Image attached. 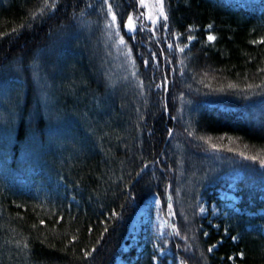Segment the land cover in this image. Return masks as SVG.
<instances>
[{
    "label": "trees",
    "instance_id": "1",
    "mask_svg": "<svg viewBox=\"0 0 264 264\" xmlns=\"http://www.w3.org/2000/svg\"><path fill=\"white\" fill-rule=\"evenodd\" d=\"M138 1L0 0V264H264V9Z\"/></svg>",
    "mask_w": 264,
    "mask_h": 264
},
{
    "label": "rangeland",
    "instance_id": "2",
    "mask_svg": "<svg viewBox=\"0 0 264 264\" xmlns=\"http://www.w3.org/2000/svg\"><path fill=\"white\" fill-rule=\"evenodd\" d=\"M233 1H235L236 3H240L241 5H244L247 7L254 6L255 8L258 7L259 9H264V0H233ZM138 2L140 4V8L142 9V13L140 12V15H139L140 21H142L143 24H148L149 28L156 26L162 16L161 15V5L157 3V0H142V2L141 0H139ZM153 21H155V23H153ZM125 28L127 32H130L133 29V24L131 23V26H129V22H127ZM98 57L100 60L98 62V65L101 68V72H102L101 74H102L103 79L109 80V83H110V80H115L117 82L119 81L121 87L127 86L124 83L125 81L124 80L122 81L121 78H123L124 76L130 77L128 68H127L126 75L121 76L120 75L121 73L119 72V69H118V65L114 63L115 61L114 62L112 61L111 54L109 51L107 52L105 50L104 45H103V48L99 50ZM130 82L131 83L126 88V91L128 92L127 94L129 95L131 92L138 96V93L140 92L136 90L137 88H136L134 81L131 80ZM178 116L181 117L180 111L178 113ZM173 146H174L173 143H171L170 147H173ZM241 175H242L241 172H236L235 174L230 175L229 179L231 182L229 184V187L231 189H234V183H236L241 178ZM250 187L255 188V191H257L260 188L256 182L254 185L251 184ZM220 197L222 200H225V202L223 201V205H228V207H229V202L227 201L228 199L232 202H235L238 199L236 194H233V192L223 193ZM151 204L157 207L158 200L154 199ZM146 207L147 206H143L138 211V213L136 214L134 218V221H133V224L130 230V233H131L130 239L131 241H133V243L137 242L139 229L142 223L145 221V208ZM155 225L157 229V232H156L157 237H161V236L163 237L165 235L164 232L166 228L165 222L163 220L157 219L155 221ZM116 264H124V263L118 260Z\"/></svg>",
    "mask_w": 264,
    "mask_h": 264
},
{
    "label": "snow or ice",
    "instance_id": "3",
    "mask_svg": "<svg viewBox=\"0 0 264 264\" xmlns=\"http://www.w3.org/2000/svg\"><path fill=\"white\" fill-rule=\"evenodd\" d=\"M141 2H142V0H141ZM157 3L161 5V15L163 16V15H164V11H163V0H157ZM45 7H47V0H45ZM109 12L111 13V9H109ZM112 21H113V23H115V21H116V17H115V16H112ZM128 22H129V26H131V23H132V17H131V16H129V18H128ZM153 23H155V21H153ZM208 39L211 41V40H214L215 37L212 36V35H209V36H208ZM123 42H124V41L121 40V43H123ZM260 42L264 43V41H260ZM246 158H247V157H246ZM261 166L264 167V161H261ZM105 231H107V229H105ZM206 235H207V234H206ZM232 239H233V240H236L237 237H232ZM25 247H26V245H25ZM214 247H215V245H213V248H214ZM93 251H95V249H93ZM209 251H212V248H209ZM90 255H91L90 252H89V253H85V257H86V258H87L88 256H90Z\"/></svg>",
    "mask_w": 264,
    "mask_h": 264
}]
</instances>
